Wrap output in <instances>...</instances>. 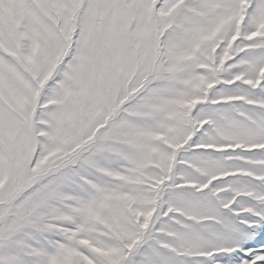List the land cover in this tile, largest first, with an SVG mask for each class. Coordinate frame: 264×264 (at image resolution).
<instances>
[{
    "label": "snow or ice",
    "instance_id": "obj_1",
    "mask_svg": "<svg viewBox=\"0 0 264 264\" xmlns=\"http://www.w3.org/2000/svg\"><path fill=\"white\" fill-rule=\"evenodd\" d=\"M0 264H264V0H0Z\"/></svg>",
    "mask_w": 264,
    "mask_h": 264
}]
</instances>
